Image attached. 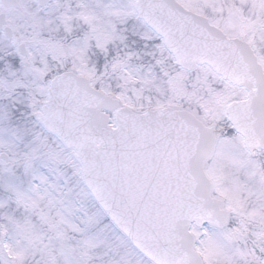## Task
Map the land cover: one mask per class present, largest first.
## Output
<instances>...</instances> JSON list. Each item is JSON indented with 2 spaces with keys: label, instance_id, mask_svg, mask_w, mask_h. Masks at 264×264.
Here are the masks:
<instances>
[{
  "label": "snow or ice",
  "instance_id": "snow-or-ice-1",
  "mask_svg": "<svg viewBox=\"0 0 264 264\" xmlns=\"http://www.w3.org/2000/svg\"><path fill=\"white\" fill-rule=\"evenodd\" d=\"M0 264H264V0H0Z\"/></svg>",
  "mask_w": 264,
  "mask_h": 264
}]
</instances>
